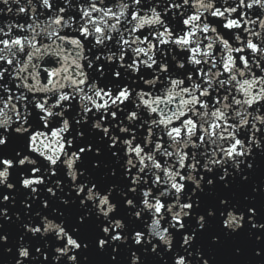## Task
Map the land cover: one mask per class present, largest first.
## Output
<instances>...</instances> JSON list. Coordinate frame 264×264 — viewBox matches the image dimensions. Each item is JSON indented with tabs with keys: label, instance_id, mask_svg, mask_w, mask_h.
<instances>
[{
	"label": "snow or ice",
	"instance_id": "obj_1",
	"mask_svg": "<svg viewBox=\"0 0 264 264\" xmlns=\"http://www.w3.org/2000/svg\"><path fill=\"white\" fill-rule=\"evenodd\" d=\"M258 159L264 0H0V205L23 189L27 216L12 243L0 224L4 264H214L264 237L230 195L201 210ZM53 199L74 223L43 212Z\"/></svg>",
	"mask_w": 264,
	"mask_h": 264
},
{
	"label": "water",
	"instance_id": "obj_2",
	"mask_svg": "<svg viewBox=\"0 0 264 264\" xmlns=\"http://www.w3.org/2000/svg\"><path fill=\"white\" fill-rule=\"evenodd\" d=\"M261 182H264V165L258 168L250 177L247 183H235L230 190L216 189V195L213 197H205L201 210L217 203L216 197L230 195L233 202L241 205L254 206L259 214L258 222L264 223V193L258 191ZM257 187V191L253 192V187ZM245 197L248 199L246 200ZM219 225L215 224L214 229L218 230ZM255 231V230H253ZM212 231L205 233L204 238L199 241L202 247L206 248L209 243ZM264 246V237L257 242L255 237L248 238L246 234L241 235L220 247L214 254V264H264V257H256L254 250ZM195 247V245L193 246ZM239 247L241 252L239 255L233 253V249ZM127 251L124 250L119 259L121 264H127Z\"/></svg>",
	"mask_w": 264,
	"mask_h": 264
}]
</instances>
